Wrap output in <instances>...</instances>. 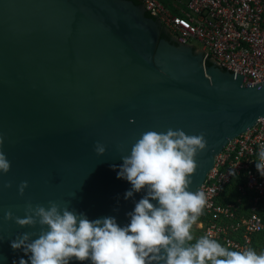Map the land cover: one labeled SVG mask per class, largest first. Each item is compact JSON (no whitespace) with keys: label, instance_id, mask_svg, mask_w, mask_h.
<instances>
[{"label":"water","instance_id":"water-1","mask_svg":"<svg viewBox=\"0 0 264 264\" xmlns=\"http://www.w3.org/2000/svg\"><path fill=\"white\" fill-rule=\"evenodd\" d=\"M163 27L142 1L0 0V149L11 163L0 173V264L29 259L11 241L38 238L40 226L4 219L9 210L25 218L29 201L130 223L146 192L125 199L132 186L117 173L143 132L205 133L195 193L224 148L264 118V80L245 83L169 29L174 38L161 37ZM22 181L29 186L20 196Z\"/></svg>","mask_w":264,"mask_h":264},{"label":"clouds","instance_id":"clouds-1","mask_svg":"<svg viewBox=\"0 0 264 264\" xmlns=\"http://www.w3.org/2000/svg\"><path fill=\"white\" fill-rule=\"evenodd\" d=\"M3 143L0 137V146ZM206 148L205 133L189 136L172 128L143 132L130 155L121 157L123 164L117 173L132 186L125 199L146 192L127 214L130 223L123 227L114 217L90 220L56 201H49L47 207L29 201L24 207L25 218L7 211L5 220L41 229L36 239L32 237L37 233L25 232L11 241L13 250L22 249L29 257H21L18 264H29V260L30 264H70L73 260L91 264H264V252L230 250L208 235L192 243V229L203 212L206 195L190 191L189 186L197 168L195 158ZM94 150L103 156L106 146L97 142ZM256 167L264 176V145ZM10 168L0 149V173L7 174ZM28 186V181L19 184L20 196ZM4 187L12 188V182Z\"/></svg>","mask_w":264,"mask_h":264},{"label":"built area","instance_id":"built-area-1","mask_svg":"<svg viewBox=\"0 0 264 264\" xmlns=\"http://www.w3.org/2000/svg\"><path fill=\"white\" fill-rule=\"evenodd\" d=\"M181 42L196 39L244 82L264 80V0H141ZM264 118L233 139L197 191L206 204L194 242L208 235L230 250L264 252V176L256 167Z\"/></svg>","mask_w":264,"mask_h":264},{"label":"trees","instance_id":"trees-1","mask_svg":"<svg viewBox=\"0 0 264 264\" xmlns=\"http://www.w3.org/2000/svg\"><path fill=\"white\" fill-rule=\"evenodd\" d=\"M133 1H135L137 4H141V1L140 0H133ZM147 15L148 16H151L148 12H147ZM164 29H165V27H163L161 37H166L168 39H171V33H166L164 31ZM206 63H207V66H210L212 64L210 61H207ZM192 243H194V240L192 241Z\"/></svg>","mask_w":264,"mask_h":264},{"label":"rangeland","instance_id":"rangeland-1","mask_svg":"<svg viewBox=\"0 0 264 264\" xmlns=\"http://www.w3.org/2000/svg\"><path fill=\"white\" fill-rule=\"evenodd\" d=\"M190 43H191L192 45L196 46L197 48L202 47L201 43L198 42L196 39H192V40L190 41ZM192 233H193V236H194L195 231H194L193 229H192Z\"/></svg>","mask_w":264,"mask_h":264},{"label":"flooded vegetation","instance_id":"flooded-vegetation-1","mask_svg":"<svg viewBox=\"0 0 264 264\" xmlns=\"http://www.w3.org/2000/svg\"><path fill=\"white\" fill-rule=\"evenodd\" d=\"M164 31H165L166 33H170V32L168 31V29H166V28L164 29ZM171 38H174L172 34H171Z\"/></svg>","mask_w":264,"mask_h":264}]
</instances>
